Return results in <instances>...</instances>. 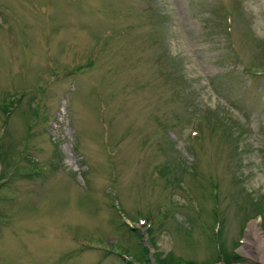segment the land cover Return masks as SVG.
Wrapping results in <instances>:
<instances>
[{"label":"rangeland","instance_id":"rangeland-1","mask_svg":"<svg viewBox=\"0 0 264 264\" xmlns=\"http://www.w3.org/2000/svg\"><path fill=\"white\" fill-rule=\"evenodd\" d=\"M21 92L0 264H264V0H0Z\"/></svg>","mask_w":264,"mask_h":264},{"label":"trees","instance_id":"trees-1","mask_svg":"<svg viewBox=\"0 0 264 264\" xmlns=\"http://www.w3.org/2000/svg\"><path fill=\"white\" fill-rule=\"evenodd\" d=\"M231 14L229 12H226V16L224 17V19L222 20L223 23H225V27L222 26V29L224 30V32H229V19L231 18ZM234 51V50H233ZM235 56L237 57V60L239 62H242V60L239 58L238 53H235ZM245 71L247 73L252 72V69L249 68L248 66H245ZM24 92L21 93H13L11 94L8 98L2 99L1 103H0V111L2 113H0L2 115V117L4 118V121L2 123V128L5 129L4 127L7 125V120L8 118L11 116V114L19 107V102L22 100L23 96H24ZM4 135H5V130H4ZM198 132H194L193 136H197ZM192 136V137H193ZM3 137L0 138V161L1 163H4L5 165V169H7V167H10V162L8 161V158H10V156H6L3 155ZM24 152V150L19 151L18 153H14L12 154V156H18V155H22ZM19 157V156H18ZM12 176V175H9ZM8 178V176L5 174H2V171H0V181H5ZM3 183V182H2ZM1 185V183H0ZM140 262H145L147 263V261L145 260H139ZM160 264H173L171 262H169L166 258L165 259H161Z\"/></svg>","mask_w":264,"mask_h":264},{"label":"bare ground","instance_id":"bare-ground-1","mask_svg":"<svg viewBox=\"0 0 264 264\" xmlns=\"http://www.w3.org/2000/svg\"><path fill=\"white\" fill-rule=\"evenodd\" d=\"M253 230V229H252ZM257 232V231H256ZM258 233V232H257ZM257 233H256V235H257ZM258 237H259V235H258ZM261 237V236H260Z\"/></svg>","mask_w":264,"mask_h":264}]
</instances>
